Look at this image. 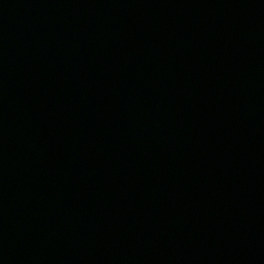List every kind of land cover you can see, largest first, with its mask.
<instances>
[{"label":"water","instance_id":"95a60500","mask_svg":"<svg viewBox=\"0 0 264 264\" xmlns=\"http://www.w3.org/2000/svg\"><path fill=\"white\" fill-rule=\"evenodd\" d=\"M0 264H264V0H0Z\"/></svg>","mask_w":264,"mask_h":264}]
</instances>
